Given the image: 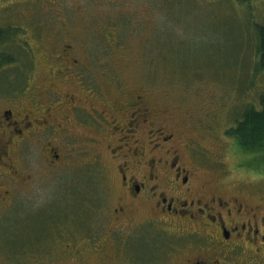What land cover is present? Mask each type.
<instances>
[{"label":"rangeland","instance_id":"obj_1","mask_svg":"<svg viewBox=\"0 0 264 264\" xmlns=\"http://www.w3.org/2000/svg\"><path fill=\"white\" fill-rule=\"evenodd\" d=\"M8 23L18 29L14 32L18 39L4 41L0 53L21 50L17 54L25 59V68L20 72L14 65L8 69L0 65V104L11 97L2 96L27 83L25 87L36 96L59 98L54 102L62 105L73 86L77 85L84 94L85 82L91 77H96L93 79L99 85H108L106 97L110 99L135 96L132 92L136 91L153 98L170 123L189 139L191 144L182 150V157L186 159V151L192 158L199 167L201 181L212 182L213 176L221 173L217 164L229 159L235 141L227 131L247 106L259 104L264 92V72L254 70L256 30L264 26V0L247 6L236 0H0V30L5 31ZM58 36L62 44L74 45L80 68L76 81H58L45 88L44 82L60 80L57 75H48V70L58 65L53 63L59 50L55 42ZM30 52L35 64L32 70ZM94 55L97 58L90 64L86 58ZM28 101L29 95L23 102ZM108 121L94 130L97 137L115 147L109 132L113 125ZM70 124L71 136L60 133L55 145L75 162L72 171L62 173L59 181L52 175H36L49 177L53 183L43 184L37 192L42 213L28 217L26 224L21 215L6 217L0 212V264H55L68 257L103 255L93 249V244L117 226L113 210L126 202L114 168L134 145L130 143L118 151L120 157L106 148L97 147L90 153L73 151L70 147L80 145L83 135L74 122ZM236 143V150L245 156V166L264 168V153L259 154L257 163V149H245ZM26 157L33 162L39 160L33 153H26ZM94 159L104 164L99 177L97 169L88 170L76 163ZM239 176L232 172L230 179L242 181ZM262 183L264 187V180ZM214 184L220 185L217 181ZM58 187V205L65 209L64 213L71 211V216H53L50 211ZM249 187L244 193L251 204L264 201V188L253 193L250 189L255 185ZM132 214L137 217L134 225L149 213L139 205ZM125 215L129 216L128 212ZM56 218L58 231L53 229ZM155 221L137 230L138 236L147 238L135 246L138 255L148 256L158 247L166 248L163 242L174 241Z\"/></svg>","mask_w":264,"mask_h":264},{"label":"flooded vegetation","instance_id":"obj_2","mask_svg":"<svg viewBox=\"0 0 264 264\" xmlns=\"http://www.w3.org/2000/svg\"><path fill=\"white\" fill-rule=\"evenodd\" d=\"M55 42L59 50L53 63L58 65L48 70V75L49 78L57 75L60 80H51L52 84L44 82L45 88H51L58 81H76L80 68L74 45L62 44L60 36ZM18 51L21 50L14 53L12 61H6V69L14 65V69L24 71L25 59L19 57ZM94 58L96 55L86 60L91 64ZM28 61L29 70L34 69L32 52ZM93 78L96 77L85 82L84 94L77 85L73 86L75 89L72 87L63 99L64 105L54 102L59 98L50 100L36 96L25 87L28 83L2 96L11 95L0 104V212L6 213V217L21 215L26 224L28 217L42 213L37 192L42 190L43 184L53 183L49 177L36 175H52L59 181L62 173L72 171L71 165L75 162L69 161L66 151H60L55 145L60 133L71 136L69 124L72 121L83 135V142L71 146L70 150L90 153L97 147L106 148L120 157L118 151L130 143L134 148L123 160L116 161L114 169L119 190L126 202L113 210L117 226L110 228L109 234L98 244H93V249L103 255L68 257L55 264H264V201L251 204L244 193L249 185H255L250 189L253 193L264 188V168L245 166V156L236 150V139L230 136L235 140L231 156L226 162L216 163L221 173L213 176L212 182L201 181L199 167L192 158L186 151V159L182 157V150L191 142L180 134L178 126L170 123L164 111L156 107L153 98L150 100L133 91L135 96L110 99L106 97L108 85H99ZM36 88L41 90V87ZM28 95L29 103L23 102ZM106 121L113 125L109 132L115 147L97 137L94 130L96 125L102 126ZM119 142L123 144L118 145ZM26 153L37 154L39 160L29 161ZM76 163L81 168L97 169V177L103 174L104 164L99 159ZM232 172L241 175L239 178L243 180L233 182ZM215 181L220 185L215 186ZM58 197L59 187L56 202L50 209L53 216L63 217L66 213L71 216V211L64 213L65 209L59 207ZM139 205L149 214L144 221L132 225L137 219L132 212ZM155 220L161 231L174 241L163 242L166 248L158 247L148 256L138 255L134 252L135 246L147 238L138 236L137 230L155 224ZM57 222L56 218L55 231L59 229ZM158 250H162L161 253Z\"/></svg>","mask_w":264,"mask_h":264},{"label":"trees","instance_id":"obj_3","mask_svg":"<svg viewBox=\"0 0 264 264\" xmlns=\"http://www.w3.org/2000/svg\"><path fill=\"white\" fill-rule=\"evenodd\" d=\"M245 5L253 4L255 0H236ZM12 26V27H11ZM18 30V29H15ZM13 25L6 24V30H0V45L6 43L16 42L17 34L14 33ZM257 43L255 58V72H264V26L257 27L256 30ZM0 53V65H6V61L13 60V52L3 51ZM259 104L254 107V103L250 104L244 109L241 118H236V124L227 131V134L234 137L240 146L253 147L258 150L256 155V162L259 163L261 159L260 153H264V92L259 97ZM254 150V149H253Z\"/></svg>","mask_w":264,"mask_h":264}]
</instances>
